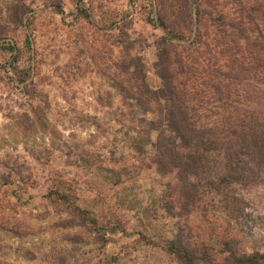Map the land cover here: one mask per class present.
I'll list each match as a JSON object with an SVG mask.
<instances>
[{
	"label": "rangeland",
	"instance_id": "1",
	"mask_svg": "<svg viewBox=\"0 0 264 264\" xmlns=\"http://www.w3.org/2000/svg\"><path fill=\"white\" fill-rule=\"evenodd\" d=\"M191 19L184 0H0V264H184L171 240L201 264L264 253V176L215 187V150L189 186L152 159L139 73L162 86L161 38Z\"/></svg>",
	"mask_w": 264,
	"mask_h": 264
},
{
	"label": "trees",
	"instance_id": "2",
	"mask_svg": "<svg viewBox=\"0 0 264 264\" xmlns=\"http://www.w3.org/2000/svg\"><path fill=\"white\" fill-rule=\"evenodd\" d=\"M184 1L191 38L175 42L162 36L156 64L162 86L150 88L137 60H131L145 103L157 102L161 114L150 121L157 131L152 159L162 171L178 170L180 181L190 186L189 175L207 172L210 154L224 149L226 172L220 183H211H251L264 176V0ZM168 244L184 264L208 259L206 249L200 255L181 242ZM228 251V264H264L259 251Z\"/></svg>",
	"mask_w": 264,
	"mask_h": 264
}]
</instances>
